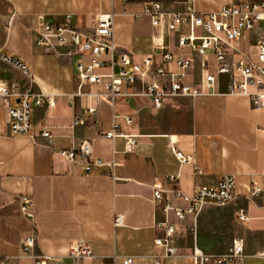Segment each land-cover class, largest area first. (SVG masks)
Segmentation results:
<instances>
[{"label":"crops","instance_id":"crops-1","mask_svg":"<svg viewBox=\"0 0 264 264\" xmlns=\"http://www.w3.org/2000/svg\"><path fill=\"white\" fill-rule=\"evenodd\" d=\"M242 1L184 0L161 9L166 14H182L190 8L210 13ZM147 4L144 0H0V53L21 61L32 75L28 79L0 61V83L15 84L20 93L33 90L45 95L32 111V136L10 134L9 110L18 99L0 98V264H33L32 257L38 256L49 257L47 264H72L69 252L80 244L91 247L93 264H122L125 258L133 259L132 264H194V253L227 256L237 241L243 246L240 264H264V195L251 196L254 186L264 190V106H254L250 96L231 94L230 84L240 82V76L218 74L214 57L208 56L207 71L215 77L211 92L167 99L154 108L143 92L154 81L155 71H177L174 61L163 64V47L174 58L192 60L184 80L187 85L198 87L203 72L200 57L176 45L179 35L190 34L189 26L170 33L163 28L160 37V29L144 14ZM99 13L112 16L117 54L126 55L145 72L112 98L104 89L106 79L97 84L81 82L75 69L77 57L66 56L62 49L46 54L37 45L39 17L63 23L70 16L74 26L86 31L93 28ZM263 28L261 22L245 32L228 51L230 59L254 61ZM195 34L204 35L200 28ZM110 72L109 65L96 71ZM248 91L256 89L250 86ZM47 97L53 99V107ZM74 119L83 123L74 124ZM113 126L136 136L132 152H127L122 137H101ZM43 132L51 138L42 137ZM172 143L190 157L189 163L176 159ZM84 144L89 147L86 157L70 162L58 155ZM93 159L116 165L87 174L84 167ZM225 175L235 177L234 200L224 205L205 203L183 220L170 214L175 254L156 251L154 240L165 235L166 219L154 201L155 187L174 206L186 209L188 203L171 196L170 190L191 198L198 187L214 186ZM23 198L33 201L31 219L21 211ZM241 211L245 221L237 219ZM117 215L122 220L115 225ZM33 234L35 244L24 254L21 241Z\"/></svg>","mask_w":264,"mask_h":264},{"label":"built area","instance_id":"built-area-1","mask_svg":"<svg viewBox=\"0 0 264 264\" xmlns=\"http://www.w3.org/2000/svg\"><path fill=\"white\" fill-rule=\"evenodd\" d=\"M111 2L112 0H103ZM144 14L151 20L153 27L159 28L163 35V28L167 32H177L181 25H188L189 35H179L176 40L177 48L188 49L196 53L201 59L202 79L198 87L187 85L184 80L188 71L192 68V60L183 56L173 57L165 47L162 55L163 64L175 62L177 71L168 72L164 68L155 71V79L144 89V95L151 100L154 108H159L167 99L177 97L195 98L206 92H211L214 87L215 77L208 73L206 61L208 56H213L217 65L218 74L237 73L241 81L232 80L229 88L231 94L239 93L250 96L253 105L256 107L264 106V28L256 46L254 61H246L241 58L237 61L230 59L229 50L233 49V44L242 39L245 32L250 31L256 25L264 22V2H255L252 0H243L239 4L222 6L216 12L201 13L193 8L182 14H166L162 11L161 5L156 2L148 3L144 8ZM202 29L204 35L196 36L195 30ZM113 23L110 14L99 13L95 16V24L90 30H82L71 23V17L65 18L63 23L49 22L44 17L38 18L37 27V45L41 47L46 54L55 53L62 49L68 57H77L75 64L76 73L82 83L97 84L106 79L104 83L105 92L109 97L119 95L123 87H128L134 83L135 75L142 78L145 72L137 65H132L127 56L118 53L113 40ZM117 59L114 60V55ZM107 57L102 59V57ZM87 57L88 61H82ZM0 61L12 66L23 76L31 79L32 75L29 68L14 57H9L0 53ZM148 60L144 61L146 65ZM109 65L111 72L109 75H99L97 70ZM117 68V72L113 68ZM255 87L256 91L250 93L248 88ZM45 95L37 91H26L20 93L15 84L6 85L0 83V98L14 97L18 99L16 106L9 110V131L12 136H32V111L40 105ZM49 107L54 106L51 97H47ZM90 114H94V109H89ZM127 124L131 123L130 118H126ZM83 121L74 119V124ZM101 137L113 139L122 137L126 141L127 152H132L136 145V136L127 135L120 131L116 126L101 132ZM44 138H51L49 132L41 133ZM176 159L181 164L190 162V157L180 152L174 143L171 145ZM89 154L88 145H82L78 150L59 151L58 155L70 162H73L77 156L86 157ZM116 165L104 163L100 159L89 161L85 167V173L89 174L93 169H102L105 166L113 168ZM199 173V172H198ZM172 178L171 180H173ZM236 180L232 175L221 177L214 186H200L196 189L191 198L184 196L181 192L172 189L168 193L178 200L188 203V207L183 209L174 206L169 198H163L162 191L156 186L153 192L155 203L160 207L165 216L164 228L165 235L154 240V248L161 251L165 256L175 254L172 245L174 227L168 223V216L172 214L178 220H183L186 214L194 215L197 209L205 203L224 205L235 198ZM264 195V190L254 186L251 196ZM33 206V201L28 198L21 199V211L27 219H31L29 213ZM237 219L245 221L246 217L243 211L237 214ZM122 217H115V225L121 223ZM35 244V235L21 241V248L24 254H27ZM243 256V246L241 242H233L231 252L227 256L210 257L201 253H194V264H240ZM156 257H159L157 254ZM33 264H47L51 259L46 256L32 257ZM69 258L72 264H93L95 258L91 247L80 244L71 248ZM264 259V256H263ZM133 259L125 258L122 264H132Z\"/></svg>","mask_w":264,"mask_h":264},{"label":"rangeland","instance_id":"rangeland-1","mask_svg":"<svg viewBox=\"0 0 264 264\" xmlns=\"http://www.w3.org/2000/svg\"><path fill=\"white\" fill-rule=\"evenodd\" d=\"M146 2H156L159 3L161 5V7L165 10L167 7L171 6V5H177L181 2H183L184 0H144ZM182 32L186 33L187 29L186 26H182Z\"/></svg>","mask_w":264,"mask_h":264}]
</instances>
